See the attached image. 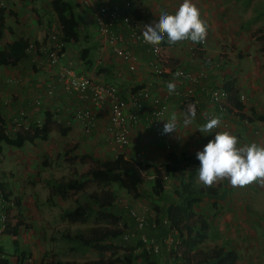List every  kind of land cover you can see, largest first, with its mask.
<instances>
[{
  "label": "crops",
  "instance_id": "1",
  "mask_svg": "<svg viewBox=\"0 0 264 264\" xmlns=\"http://www.w3.org/2000/svg\"><path fill=\"white\" fill-rule=\"evenodd\" d=\"M0 1L3 3V7L1 8L5 9L4 24L6 26L2 38L0 39V48H2L4 44L11 43L20 38H26L29 42L25 51V56L20 59L15 66L0 65L1 67H4L3 73H0V100H7L6 104L0 107V115L5 121L6 131L9 134L12 133V131H9L8 129H10L9 127L13 128L11 124L14 120L25 123V125L23 124L24 126L33 123L38 129H40L48 113L51 114L53 124H59L57 130L51 125V130L45 141L35 139L33 143L25 142L21 148L13 147V149H10V154L6 160L3 152L7 145L3 144L2 153L0 155V175L2 176H4V174L5 176L6 174L14 175L13 178L18 179L21 176H28L29 179L33 180L38 174V171H36L33 166L35 164H39L40 166L41 164L46 165L44 156L42 160H40L39 155L35 154L36 151L34 150V147L37 145L38 141L39 145H42L43 149L40 151L43 152V155H54L57 157L61 148L66 146L67 143H72V147L81 149V151H85V148L88 147L82 154H88L99 158L100 160L110 159L117 155L114 146L110 143V140L108 141L107 107L94 103L90 99L89 93H87L84 98H81L76 93L67 92L62 83L57 81V73L59 72V69L63 67L71 69L75 76H87L95 82L114 85L120 96L126 100L134 92L146 90L151 96H157L159 98V103L165 106L166 111L163 118H175L176 130L165 134L163 139L157 138L155 131L148 128L146 125L148 118L150 117V109L152 108V104L147 101L143 103L142 109L137 113L139 118L138 122L129 127L128 148L127 146L124 147V149L121 148V153L125 158H133L140 163H144L141 164L144 166V170L148 175L146 177L148 180L153 177V171L151 168H146L145 164L159 166L166 161L169 153H174L176 156L184 153L185 155L195 157L196 151L201 149L204 145L203 143H207L208 139H211L212 135H214V133H212L208 136H204L205 133H203L201 129L202 125L208 119L212 118L217 111L208 97L201 92V85L190 86L179 78L177 75L179 69L186 72L196 73L203 68L208 67L212 61H210V59L215 60L219 55L231 59V55L233 54L226 48L227 46H231L234 48L231 49L236 51H234L236 56L233 61L235 64L234 69L238 72L237 74L232 75L233 79H236L239 74L242 78V86L235 81V87L240 91L241 87L243 88V80H245L248 83H246V87H249V93L255 92L258 87V89H261L259 93L262 92L261 86H255L256 77L257 75L260 76L261 72L254 64L255 59L258 57V52L254 45L255 42H253V39L255 38L252 36L257 30L256 27L258 25L260 14L258 12L259 0H193L197 8L200 10L201 18L207 25L206 36L204 38L205 43L201 50L193 56L191 52L193 46L197 42L193 43L190 40H183L170 44L167 41V37H165L162 44H164L163 53L167 56V62L164 66L163 72L160 74H155L151 71L149 63L152 60V56L146 50L147 44L137 42L131 43V28L129 29L125 24L119 22L112 27V32L116 37L120 38L117 45L126 47L136 58L135 68L134 70H130L128 68V63L121 60L113 52L114 46L109 44L104 37H101L98 34L97 26L90 14L91 8L94 3L103 2L110 6H116L121 11H126V13H129L133 19V11L140 7H145L146 11L151 13L153 19L150 20V22L143 19L135 20L138 27H140L138 29L140 32H143L145 25L157 20L161 11L167 10L169 12H174L179 4L182 3V0H141L140 2L137 0H129L130 6L128 8L124 6L125 0H68L74 6V12L79 20V40L77 42L70 41L68 44H65L62 40V35H58L63 46L58 64L51 70L46 66L45 54V51L51 43L48 36V28L52 26V24H57V28H60V25L50 7L49 0ZM226 2L232 5V7L226 6V8L234 10L232 23L226 18L223 20L220 19L218 22L215 21L216 15L223 13L224 4ZM227 15H229L228 12ZM224 17H226L225 14ZM85 49L87 50V53L85 57L82 58L80 53ZM229 71L230 66L228 64L223 65L219 70H211L205 83L220 86L219 84L221 82L224 83L227 80H231V78L229 79ZM257 79L260 80L258 77ZM173 80L177 85L176 88L183 92L188 87L193 88L195 100L192 104L184 105L185 103L183 102L182 96L168 93L167 83ZM9 82L12 85L14 84L13 86L15 89L13 88L11 91L13 95H15L14 98L12 94L9 96L7 95L9 91L6 92L1 89L3 84H7V87ZM10 84L7 88H10ZM16 84L19 86H16ZM48 86L53 88V96L51 97H48L45 94ZM262 95L264 94H261V96ZM35 100H38L39 104H35ZM194 104L197 106V116L190 118V123L186 125L184 121L188 118L186 116L189 112L190 106H193ZM254 104L256 103L252 102L249 105L254 109L255 113H264V108L262 109L259 105L256 106ZM243 105L244 107L242 111L246 109L245 102H243ZM84 110L91 112L94 119L93 127L88 132L83 130L81 121L76 118V114L79 111ZM131 110L133 111L135 109L131 108ZM231 110L235 111V109L229 108L228 115L221 116L222 124L225 125L226 123V125L223 126L221 124L215 129L216 131H228L233 134V131H235V123L236 125H239L237 122L239 119L235 114L233 120L232 115L229 114V111ZM163 118L162 125L166 123V120H163ZM257 123H259L260 131L262 133L260 134V138L253 137L255 140L252 141L255 143H262L260 145L264 146V122L258 121ZM60 128H67L65 134L60 133ZM48 141H50V143H47ZM68 147L71 146L69 145ZM125 148H127L126 151L128 153H126ZM91 151L96 153L92 154L90 153ZM64 152L65 150H62L61 153ZM74 154L81 155L80 153L75 152L71 155ZM106 154L109 155V157H107ZM197 175L198 173L195 176ZM166 181L173 183L170 179H166ZM1 182L6 188V191L10 194L9 198H14L11 196L13 186H11L6 180ZM79 192H83V190ZM46 194H48V190H46ZM222 195L223 194L215 191L209 197L211 201H217L222 198ZM164 196L168 197L166 195ZM54 198L64 200L67 197L64 199H61L60 197L47 199L46 196V200H52L50 205L55 203L56 200H54ZM172 198L173 195L171 193V196L168 197V199L171 201L173 200ZM15 199H17L16 196ZM60 200L59 202H61ZM77 202L87 203L88 201L85 200L84 202H81L75 198L73 200V205L70 207L64 206L62 209H70L74 207ZM18 208L19 207L16 205V215L20 217ZM163 219L167 218L164 217ZM91 220V224L96 225L93 223V218ZM68 222L70 223V221ZM16 223H20V220L15 218L14 215L7 223L5 231L12 234V230ZM147 225L148 223L146 221V226ZM21 226V224L18 226L16 236L12 235L14 237L12 242L16 240V243H14V253L9 255L13 256L11 257L12 260L6 258V253L1 241L0 252H2V255L0 254V258L2 257L7 260V264H32L33 261L35 264H38L39 257L40 255H43L44 250L38 249L36 240L37 233L30 227L26 232L21 229ZM151 226L152 225H150V227ZM158 228L153 229L158 230ZM223 228H226V226ZM219 229L221 231L222 227L219 226ZM2 234L3 233H1V235ZM65 234L68 233H62L59 236L65 239ZM72 235L74 234H69V236ZM173 235L176 238L177 234ZM18 237H21L25 246L28 248V252H25L24 249L19 250L18 241L16 239ZM138 242L139 238L137 240V243ZM166 245L167 246H162V248L159 246L160 249L158 254H149L153 257L144 260L146 262L142 261L140 263L145 264L152 261V264H182L179 262L177 263L176 261L173 263L174 258L172 254L176 257L175 252L177 249L174 248L173 245ZM70 248L71 247H69V249ZM131 252L133 256L136 255L133 253V250H131ZM50 260L55 259H48V261ZM134 263L140 264L136 261H134Z\"/></svg>",
  "mask_w": 264,
  "mask_h": 264
},
{
  "label": "rangeland",
  "instance_id": "2",
  "mask_svg": "<svg viewBox=\"0 0 264 264\" xmlns=\"http://www.w3.org/2000/svg\"><path fill=\"white\" fill-rule=\"evenodd\" d=\"M226 6L232 7L231 4H228L226 2L224 4L223 13L217 14L215 21L218 22L220 21V19L223 20L226 18L232 23V20L234 18V10H229L226 8ZM227 12L229 15H227ZM258 12L260 14L258 18V25L256 27L257 30L252 34V36H258V29L264 27V0H259ZM224 14L226 17H224ZM253 42H255L254 45L256 46L258 52V57L257 59H255L254 64L256 65V67H258V70H260L261 72L260 76L257 75L260 80H258L256 77L255 86H261L262 92L259 93L261 89H258V87L255 92L249 93V87H246L248 83L243 80L244 84L243 88L241 87L239 91V99L240 96H242V99L240 100L242 101V103L245 102L246 109L244 111H241V113H243L245 116H250V108L252 107L249 104H251L252 102L256 103L254 105H259V107H261L262 109L264 108V95L261 96V94H264V40L253 39ZM226 48L227 50H230L229 52L233 54L231 55V59L219 55V57L215 58V60L210 59V61L212 60L219 62L220 67H223V65L228 64L230 66V73H228L229 79H233L232 75L238 73L237 70L234 69L235 64L233 61L236 56V51L232 50L231 48L233 47L231 46H227ZM3 69L4 67L0 66V73H3ZM234 80L237 81L240 86H242V78L240 77V74L236 79L234 78ZM9 84L10 82L8 83L7 87H9ZM222 84L223 83L221 82L219 85L222 86ZM6 85L7 84H3L1 89L6 92L9 91L7 95L9 96L12 94L14 98L15 95H13V93L11 92L14 88V84H10V88H7ZM16 86L19 85L16 84ZM193 106L196 111V117L198 113L197 106L195 104ZM231 111H229V114L232 115L233 120L235 118V114L238 118L237 113L235 111ZM186 117H188V114ZM237 122L239 123V125H236L235 123V131H233V134L237 137L238 146H246L249 143H253L256 137L260 138V134L262 132L260 131V126L259 123H257V120L249 121L245 118L239 119ZM52 127L56 128L55 130L58 129L57 124H53ZM9 128L10 129L8 130L12 131L11 127ZM109 140L112 144L110 135L108 141ZM47 143H50V141H48ZM257 144L260 145L262 143ZM69 145L71 147H68ZM66 146L61 148V150L59 151L60 153L57 155V157L54 155H43V152L40 151L43 149L42 145H39L38 141L37 145L34 147V150L36 151L35 154L39 155L40 160H42L44 156L46 165L41 164L40 166L39 164H35L33 166L34 169L38 171V174L34 177L33 180L29 179L28 176H21L18 179L13 178L14 175H0V181L6 180L11 186H13V192L11 193V196L14 198L16 196L17 199L20 200V204L18 206L20 217L16 215V206H13L10 207L9 220L15 215V218H18L20 220L19 224L22 225V230H25L27 232L30 227L33 228L34 232L37 233L36 240L38 244V249L44 250L43 255H40L39 257V262L57 258L62 260L72 259L75 261L83 262L95 259L98 256L96 250L90 247L81 246L80 244H77L74 241H70L67 239L65 240L59 236L62 233L76 234L79 232H86L88 230L92 222L91 219L93 218L92 213L90 214L88 220L83 223L78 221L69 223L68 221L63 220L59 216V214L63 210L62 207H70L71 205H73V200L75 198L81 202H84L85 200L89 202L88 193L97 190L95 184L93 182H89L83 192H79L77 194L73 193L64 200L54 198V200L56 201L52 205H50V202H52V200H46V190L47 184L49 182L67 180L69 178L77 177L79 176V174H83L84 172H86V170L91 166L90 161L84 163H78L77 161L71 162L67 158H65L66 155H64V153H61L62 150H65L66 152L73 151L75 153L82 154L86 151L88 147L85 148V151H81V149H76L75 147H72V143H67ZM114 148V150L117 151L116 154L122 152V149H119L115 146ZM127 148H125V151L127 150ZM10 149H13V147L5 146L3 152L5 160L10 154ZM73 152L70 154H73ZM90 153L95 154L96 152L94 153L91 151ZM126 153L128 152L126 151ZM106 156L109 157V155L107 154ZM142 164L141 172L145 183L141 186V197L135 198L129 195L128 193L122 190H117L113 187V189H115L116 194L114 205L117 209H119V216L121 217L118 225L120 227H123L122 221H124V223L127 224V228H124V231L130 234V238L127 240L118 241V239H114L113 242L116 244H120L121 249H119V251H124V249L128 250L132 247V250H137V253L135 255L136 257L138 256L135 260L137 263L144 258V252L140 253L138 251H141V249L139 248V244L137 246V240L138 238H140L141 234H145L148 237L150 236V238L156 239V241L159 243L160 248H162V246H167L164 243V240L167 234L169 233V226H166L161 223L160 228H158L157 230L151 228L150 225L154 223V219L157 215V211L155 210L154 205L157 204L159 207H166L167 202L170 201L168 197L171 196V193H173L174 188H176L177 186V181H172L173 183L166 181L165 191L163 195H166L168 197L164 196L157 200L150 199V191L148 189L147 182L149 180L146 179L148 175L146 174V171L144 170V166H142ZM192 181L193 182L191 183L195 188H198L199 186H207L199 180L198 175L195 176ZM208 186L215 188L217 193L223 195L222 198L217 201H211L209 196L204 195L205 197H202V199L199 201L198 205L195 208V212L201 213L203 216H205L210 224L208 238L203 244L199 246L200 250L208 251L214 246H222L226 249H233L236 252L238 257L237 264H264V179H257L244 186L234 187L229 183L227 178H224L218 179L213 184ZM14 198L12 199L14 200ZM59 200L61 202H59ZM212 202L216 204L214 207L212 206ZM143 205L146 206L145 218L148 225L144 226L143 229H138L136 227V224L129 217V209L140 212ZM99 224L109 228L113 227V225H111L110 223L106 224V222H101ZM91 226L93 225L91 224ZM219 226L222 227L221 231L219 229ZM224 226H226V228H223ZM13 238L14 237L12 236V234L7 233V231H4L3 234L0 236V241L6 253V258L8 260H12L11 257L13 256L9 255L14 253V244L12 242ZM16 239L18 241L19 250L24 249L25 252H28V248L27 246H25L21 237H18ZM69 247L71 248L69 249ZM105 255H108V252H106ZM172 256L174 258L173 263L174 261H176L177 263H183L181 262L182 260L180 261L179 258L174 257L173 254ZM148 257L151 258L153 256L150 255ZM32 264H35V262L33 261Z\"/></svg>",
  "mask_w": 264,
  "mask_h": 264
},
{
  "label": "trees",
  "instance_id": "3",
  "mask_svg": "<svg viewBox=\"0 0 264 264\" xmlns=\"http://www.w3.org/2000/svg\"><path fill=\"white\" fill-rule=\"evenodd\" d=\"M140 2L141 0H137ZM50 7L55 14L56 20L60 25L62 40L65 44L70 41L77 42L79 40L78 24L79 20L74 12V6L68 0H49ZM5 9L0 8V39L6 29L4 24ZM134 20H145L150 22L152 15L146 11L145 7H140L133 11ZM258 36H254L256 40H264V27L258 29ZM29 42L26 38H20L11 43L4 44L0 48V65L15 66L16 63L25 56V51ZM87 50H82L81 57H85ZM222 87L229 92V100L233 109L237 112L239 119H247L249 121L257 120L264 122V113H255L250 108V116L241 113L244 105L239 99V91L235 87V80H227ZM48 113V112H47ZM53 125L51 114H47L41 128L38 129L35 124L29 123L25 128L14 131L9 134L6 131V124L0 115V155L2 153V145L15 148H21L25 142L33 143L35 139L45 141L48 133ZM59 127V124H57ZM67 128H60V133L65 134ZM69 154V156H68ZM66 158L73 162L79 163L91 162V166L83 174L67 180H59L49 182L47 184V199L52 197H60L64 199L71 195L82 191L89 182H93L97 190L88 193L89 202H77L74 207L65 209L60 213V217L70 222H86L90 214L93 215V223L95 226L88 228L86 232H79L72 236L65 234V239L74 241L81 246L90 247L97 251L96 259L78 262L75 260H45L40 264H134L137 257L133 256L131 250L124 249L119 251L120 244L113 242L114 239L122 240L125 233L124 228L127 224L123 222L120 227L118 223L121 217L119 209L115 203V189L122 190L133 197H141V186L145 183L142 176L141 163L133 158H125L122 153L116 156L100 160L88 154L71 155L64 152ZM146 168H151L153 177L147 181L150 191V199H160L164 197L166 179L177 181V186L173 190V200L167 202L166 207L154 205L157 215L154 219L156 227L161 226V221L166 217L171 226L176 230L181 247V256L177 257L182 264H237V254L233 249H226L222 246H214L208 251L200 250L199 246L208 238L209 221L201 213H196L195 208L204 195L210 196L215 192V188L211 186L193 187L192 180L199 171V161L189 155L181 153L176 156L169 153L166 161L159 166L145 164ZM113 187L115 189H113ZM0 188L6 197L9 193L6 191L3 183L0 181ZM15 206H19V200L14 198ZM216 204L212 203L214 207ZM130 215V214H129ZM131 219L132 216H129ZM106 222L113 225L112 228L103 226L99 223ZM134 222V219H133ZM20 224L16 223L12 230V235L16 236L17 228ZM160 228V227H159ZM16 240L13 241V244ZM139 242L137 243L138 246ZM136 246V247H137ZM108 252V255L105 253ZM2 255V252H0ZM4 254V253H3ZM22 254V253H21ZM144 258L140 261L148 259L150 255L144 252ZM139 262V263H140ZM148 263L152 264V261ZM0 264H7V260L0 258ZM141 264V263H140Z\"/></svg>",
  "mask_w": 264,
  "mask_h": 264
},
{
  "label": "built area",
  "instance_id": "4",
  "mask_svg": "<svg viewBox=\"0 0 264 264\" xmlns=\"http://www.w3.org/2000/svg\"><path fill=\"white\" fill-rule=\"evenodd\" d=\"M124 6L128 8L130 6V1L125 0ZM3 7V3L0 1V8ZM91 17L94 20L97 26V32L101 37H104L106 41L113 45V52L123 61L128 63V68L134 70L136 64V58L132 53L123 46H118L117 43L120 41V38L116 37L112 32V27L122 22L126 25L127 28H131L130 40L131 43L137 42L141 44H147L146 50L151 54L152 60L150 61L151 71L155 74H160L164 70V66L167 62V56L163 53L164 44L160 42L156 45H150L143 40L142 32L138 28V24L135 20L131 18L129 13L126 11L119 10L116 6H110L105 3H94L91 8ZM49 31V40L50 44L46 54V66L49 70L57 66L60 53L62 51V42L60 37L61 28H57V24L50 26ZM126 43V42H124ZM127 44V43H126ZM204 40L202 42H197L192 49L191 54L195 56L198 51L203 47ZM220 68V63L217 61H212L208 67L203 68L202 70L191 73L179 69L177 74L181 80L187 85H201V92L208 97L215 110L217 111L212 117H220V126L221 116H224L228 113L229 108L232 109L229 100V92L225 90L222 86H215L205 83L206 78L208 77L211 70H218ZM57 81L62 83L65 87V90L70 93H76L79 97L84 98L87 93L90 94V99L98 104L106 106L108 109V126L107 130L111 137L112 144L121 149L128 145L129 143V127L135 125L138 122V111L143 107V103L149 101L152 104V108L149 112V118L147 121V127L154 130L156 137L163 139L165 133L162 132V118L165 114V106L159 103V98L157 96H151V94L146 90H141L134 92L129 96V98L124 99L118 93L116 87L111 84H105L101 82H95L87 76H75L72 73V70L63 67L59 69ZM51 85V84H50ZM45 94L48 97L53 96V88L48 86L45 91ZM175 95L183 97V102L185 104H192L194 102V90L191 87H188L184 92L175 89ZM242 99V96H240ZM6 101L0 100V107L6 104ZM35 104H39L38 100H35ZM134 108L135 110H131ZM76 118L81 121L83 130L88 132L94 123L93 114L87 110L79 111L76 114ZM160 119V120H159ZM25 123L21 121L14 120L11 124L13 128L12 133L21 128H25ZM223 126L225 125L222 124ZM15 207L14 200L9 199L5 196L3 190L0 188V235L7 228V223L9 222V211L10 207ZM146 206H142L141 211H133L129 209V214L134 219V223L138 229H143L146 226L145 218ZM162 223L166 226H169L170 231L165 238V243L168 245H173L177 249L176 255L180 256V244L179 240L174 237L173 234H177L176 230L171 226L168 219H163ZM152 228H156V225L151 224ZM130 238V234L125 232L122 235L123 240ZM141 249L138 250L140 253L145 252L147 254H158L159 253V244L154 238L146 237L144 234L140 235L139 238ZM133 253H137V250H133Z\"/></svg>",
  "mask_w": 264,
  "mask_h": 264
},
{
  "label": "clouds",
  "instance_id": "5",
  "mask_svg": "<svg viewBox=\"0 0 264 264\" xmlns=\"http://www.w3.org/2000/svg\"><path fill=\"white\" fill-rule=\"evenodd\" d=\"M207 25L201 18L200 10L193 0H182L174 12L163 10L152 23L145 25L142 32L143 40L156 45L165 40L170 44L177 41L190 40L193 43L202 42L206 36ZM178 75V74H177ZM175 81L167 83L169 94L174 93ZM196 111L190 106L188 118L184 123H190ZM160 120V119H159ZM166 123L162 132L167 134L176 130L175 118H163ZM220 117L208 119L201 131L204 136L214 133L211 139L195 153L199 161L198 177L206 185H211L218 179L227 178L232 186H244L257 179H264V146L255 142L246 146H238L237 137L228 131H216ZM176 257H180L176 255Z\"/></svg>",
  "mask_w": 264,
  "mask_h": 264
}]
</instances>
